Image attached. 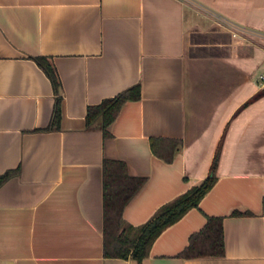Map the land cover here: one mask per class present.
<instances>
[{
  "label": "crops",
  "instance_id": "crops-1",
  "mask_svg": "<svg viewBox=\"0 0 264 264\" xmlns=\"http://www.w3.org/2000/svg\"><path fill=\"white\" fill-rule=\"evenodd\" d=\"M47 57L61 85L38 61ZM264 0H0V264H139L104 254V161L147 179L140 225L217 180L142 264H264ZM104 136L88 107L134 85ZM153 137L180 141L171 161ZM207 215L222 256H180Z\"/></svg>",
  "mask_w": 264,
  "mask_h": 264
},
{
  "label": "trees",
  "instance_id": "trees-1",
  "mask_svg": "<svg viewBox=\"0 0 264 264\" xmlns=\"http://www.w3.org/2000/svg\"><path fill=\"white\" fill-rule=\"evenodd\" d=\"M42 67L52 78L56 88L61 85L57 68L47 57L37 58ZM264 94L260 90L247 103ZM140 85H134L125 92L104 99L101 103L88 107L87 121L92 123L100 119L105 137L112 134L108 126L116 119L123 104L129 99L139 98ZM153 151L171 161L180 141L171 138L153 137ZM218 155L205 180L198 186L161 206L145 223L134 225L123 215L126 204L138 192L146 181L145 176H135L128 172L126 161L109 159L104 161V254L108 257L135 258L142 264L144 257L150 253L154 240L170 224L180 219L190 208L200 205L201 199L217 180L216 168ZM15 170H8L0 175V185ZM223 219L220 216L207 215L205 226L191 234L189 244L179 253L180 256H222L224 254Z\"/></svg>",
  "mask_w": 264,
  "mask_h": 264
},
{
  "label": "built area",
  "instance_id": "built-area-1",
  "mask_svg": "<svg viewBox=\"0 0 264 264\" xmlns=\"http://www.w3.org/2000/svg\"><path fill=\"white\" fill-rule=\"evenodd\" d=\"M260 78L264 82V72L260 75Z\"/></svg>",
  "mask_w": 264,
  "mask_h": 264
}]
</instances>
